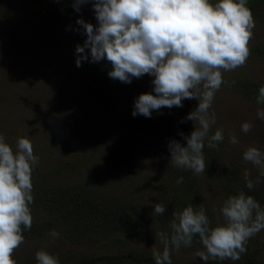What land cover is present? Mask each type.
I'll list each match as a JSON object with an SVG mask.
<instances>
[{"label": "rangeland", "instance_id": "obj_1", "mask_svg": "<svg viewBox=\"0 0 264 264\" xmlns=\"http://www.w3.org/2000/svg\"><path fill=\"white\" fill-rule=\"evenodd\" d=\"M73 4L0 0V135L14 151L18 138L29 139L39 158L32 171L30 207L31 228L41 231L36 235L23 229L24 243L13 259L16 264H37L35 253L43 249L60 264H155L153 249L163 248L158 234L171 235L170 204L184 203L196 211L203 207L216 226L223 223L220 209L229 196L243 191L259 202L264 192V178L253 189L246 187L245 172L255 181L259 171L243 159L249 146L264 151V121L256 114L264 108L256 103L264 86V0L247 4L255 21L250 56L243 67L223 73L225 83L209 109L216 117L209 135L223 129L224 139L217 148H209L205 140L206 170L200 175L174 166L168 150L169 141L185 145L183 136L199 127L185 119L198 101L184 99L183 107H163L150 118L133 116L140 94L155 95L153 77L145 74L131 83L114 80L108 76L107 60H82L77 67L75 48L83 46L86 34L76 21L94 26L97 21L91 0L79 11ZM243 122L253 125L250 132L241 131ZM233 135L237 144L230 142ZM119 150L124 162L115 158ZM182 172L187 176H178ZM178 177L184 183L177 185ZM61 197V211L52 214ZM156 203L165 205L163 215L153 213ZM121 209L129 221L135 220L127 230L125 223H116ZM70 213L75 214L73 221ZM57 217L70 225L68 234L53 225ZM51 230L59 237L52 238ZM202 248L200 240L173 248L172 264H205L194 255ZM207 264H264V230L248 240L239 260Z\"/></svg>", "mask_w": 264, "mask_h": 264}, {"label": "clouds", "instance_id": "obj_2", "mask_svg": "<svg viewBox=\"0 0 264 264\" xmlns=\"http://www.w3.org/2000/svg\"><path fill=\"white\" fill-rule=\"evenodd\" d=\"M88 2L74 0L73 7L79 11ZM91 2L97 25L76 21L86 34L83 46L75 48L76 66L80 67L82 60H107L111 64L108 76L114 80L131 83L132 78L145 74L153 77L155 95L140 94L134 101L133 116L150 118L154 110L183 107L182 100L196 99L198 106L185 119L199 127L183 136L185 145L169 141L168 150L174 166L190 169L194 175L203 174L205 140L209 148H217L224 139L223 129L209 135L216 123L215 113L209 114L215 93L225 83L223 73L243 67L250 56L248 45L255 21L247 0H218L215 4L210 0ZM256 103L264 105V86L259 88ZM256 114L264 121V108H258ZM252 128L249 122L241 124L244 133ZM230 142L239 141L233 135ZM243 159L259 171L255 181L245 172L246 187L253 189L264 178V151L249 146ZM38 162L29 139L18 138L14 151L0 135V264H16L13 254L24 243L23 229L32 227V171ZM176 183H184V178L178 177ZM152 207L155 215L165 213L163 204ZM220 212L223 223L216 226L211 225L203 207L196 211L189 205L174 213L170 237L158 234L163 248L153 249L155 264H172L173 248L190 247L194 236L203 245L194 255L205 264L209 260H239L248 240L264 230V207L240 191L224 201ZM49 234L54 239L60 235L55 230ZM35 259L37 264H60L58 257L43 249L35 253Z\"/></svg>", "mask_w": 264, "mask_h": 264}, {"label": "trees", "instance_id": "obj_3", "mask_svg": "<svg viewBox=\"0 0 264 264\" xmlns=\"http://www.w3.org/2000/svg\"><path fill=\"white\" fill-rule=\"evenodd\" d=\"M261 1H263V0H247V4H249L251 2L258 3V2H261ZM210 2L213 3V4H215L216 2H218V0H214V1H210ZM81 99H87V97H82ZM82 102H83V104L85 103L84 100H81V103ZM115 158L117 160L121 161V162H124L125 159H126V157L124 155V152L123 151H120V150L116 153ZM127 159L129 160V158H127ZM110 160H112V159H110ZM93 174H96V172H93ZM177 174H178V176H187V174H185L183 172L182 173H177ZM52 193H53V191L50 192V194H52ZM189 197H192V195L189 194ZM258 198H259V202L260 203H263V207H264V192H262V194L260 196H258ZM58 201H59L58 202L59 204L57 206H52V210H51L52 214H58L61 211L62 197ZM75 201H77L76 198H75ZM184 208H185L184 207V203H177V202H175L174 204H170V208L168 209V211H169V214L168 215L170 216V218L172 217V221L175 219L174 213L181 212ZM207 212H208V210H207ZM70 214H72V213H70ZM74 216H75V214H72L70 216V219L72 221L74 220ZM116 217H117V220H116V223L117 224H121V223L124 224L125 223L122 226L123 229H125V230H127L129 228V225L128 224L135 225V220L129 221V219H128L129 218V215L127 213H124L123 212V209H121L119 211V215H117ZM60 219H62V217L55 218L54 219V222L55 223L53 225L54 226H60L62 228L63 232H65V233L68 234V232L70 231V225H68V224L64 225L62 222H60ZM26 230H28L29 233L31 231H33L36 235H38L40 233V231H41V228L40 229L31 228L30 230L29 229H26ZM70 237L73 238V239H75V240H77V236H75V235H71ZM113 239L114 240H117V238H113ZM197 240H199V237L198 236H194L193 237L192 244L193 243H196ZM181 247L182 248H186L183 245Z\"/></svg>", "mask_w": 264, "mask_h": 264}]
</instances>
